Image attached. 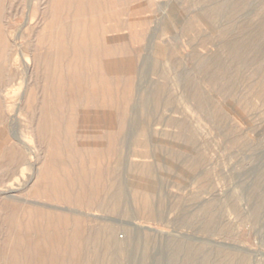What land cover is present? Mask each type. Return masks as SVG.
Listing matches in <instances>:
<instances>
[{
    "label": "rangeland",
    "instance_id": "obj_1",
    "mask_svg": "<svg viewBox=\"0 0 264 264\" xmlns=\"http://www.w3.org/2000/svg\"><path fill=\"white\" fill-rule=\"evenodd\" d=\"M0 264H264V0H0Z\"/></svg>",
    "mask_w": 264,
    "mask_h": 264
},
{
    "label": "bare ground",
    "instance_id": "obj_2",
    "mask_svg": "<svg viewBox=\"0 0 264 264\" xmlns=\"http://www.w3.org/2000/svg\"><path fill=\"white\" fill-rule=\"evenodd\" d=\"M110 29V28H109ZM92 88V87H91ZM128 88V87H127ZM117 89V88H116ZM27 105V104H26ZM50 132V131H49ZM48 135H50V134H48ZM11 138V137H10ZM7 140V139H6ZM48 194V193H47ZM145 203V202H144ZM41 205V204H40ZM147 206V205H146ZM151 209H148L147 211H148V214L151 216V212L152 211H150ZM147 214V213H146ZM46 218V217H45ZM144 218H147L146 216L144 217ZM51 245V244H50Z\"/></svg>",
    "mask_w": 264,
    "mask_h": 264
}]
</instances>
